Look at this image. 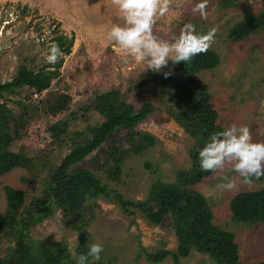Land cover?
Instances as JSON below:
<instances>
[{
	"label": "rangeland",
	"instance_id": "374dc122",
	"mask_svg": "<svg viewBox=\"0 0 264 264\" xmlns=\"http://www.w3.org/2000/svg\"><path fill=\"white\" fill-rule=\"evenodd\" d=\"M221 1L209 0L208 16L202 19L199 13L192 11L200 0H171L169 12L157 19L153 30L160 38L170 40L189 22L199 33L216 29L215 43L209 50L218 56L219 65L200 73L195 84L204 87L210 94L211 103L218 113V124L223 130L233 123L246 125L254 142H264V36H250L238 43H232L227 38L228 30L238 21L264 8V0H236L237 6L227 10L219 5ZM111 24H123L111 0H0V84L12 79L25 57L36 55V64L44 65L57 29L73 39L71 53L62 57L64 61L59 68V76L42 95L49 99L55 94L69 95L68 110L55 117L39 112L29 125L27 135L11 146L13 152L25 146L32 156L44 157L46 163H42V169H34V175L24 169H14L0 178V216L5 213L3 188L6 186L25 192L26 202L42 196L49 174L60 167L73 148L74 134L103 122L104 118L93 109L94 97L112 89L120 90L127 103L137 108L142 102H152L155 110L139 124L138 129L154 136L157 143L146 160L144 157L126 159L121 164L122 172L117 181L109 180L106 169H102L104 154L101 149L86 157L78 164L79 167L93 172L100 185L107 187L109 194L118 192L126 200L138 202L147 197L153 184L158 181L173 183L179 169L191 166L189 149L194 141L165 111L168 104L165 92L169 90L159 93L154 82L137 90L138 83H144L146 79L151 81V71L145 70V63L126 57L106 39V27ZM172 65L169 61L168 68L163 71H168ZM29 95L24 91L20 97L5 96L4 100H8L7 106L14 108L10 100ZM32 98L34 103L38 100L37 96ZM85 109H88L87 112ZM74 113L77 120L71 119ZM63 120L69 122L67 136H63L61 141H54L47 129ZM116 138L121 143H118L119 147L123 146L124 131L116 133ZM96 157L98 161H95ZM145 162L150 163L151 170L144 168ZM218 182V175L213 173L194 189L208 200L214 224L234 234L240 262H264V225L248 227L235 224L229 208L235 195L258 190L264 186V179L254 181L251 186L241 185L234 192L216 191ZM88 204L95 218L87 230L90 245L99 243L103 247L98 261L106 264H149L139 248L148 252L176 250L177 240L168 221L160 227L152 226L138 212L133 216L124 215L118 206L104 197ZM30 238L40 242L64 241L72 251L77 235L67 228L61 220V213L57 212L32 228ZM7 247L8 244L0 239V258ZM181 262L216 264L209 256L194 251ZM171 263L168 257L161 264Z\"/></svg>",
	"mask_w": 264,
	"mask_h": 264
},
{
	"label": "trees",
	"instance_id": "16d2710c",
	"mask_svg": "<svg viewBox=\"0 0 264 264\" xmlns=\"http://www.w3.org/2000/svg\"><path fill=\"white\" fill-rule=\"evenodd\" d=\"M235 2L222 0L219 5L227 10L236 7ZM257 35L264 36V8L238 21L228 30L227 38L232 43H238ZM51 42L59 44L64 56L71 53L73 39L59 29ZM35 59L36 55L23 58L12 79L0 84V178L14 169H24L32 175L34 169H42V163H46L44 157L32 156L25 146H21L17 152L10 148L27 135L35 115L41 112L55 117L67 111L71 101L69 95L62 93L50 99L42 96L59 76L64 58H60L55 65L45 63L41 66L36 64ZM218 65V56L208 50L193 57L190 62L172 65L170 69L173 74L168 78H164L163 72L151 71V81L146 79L144 83H138L137 90L146 88L151 82L161 94L165 89L169 90L165 92L168 103L165 111L194 141L189 149L191 166L179 169L173 183L158 181L153 184L147 197L138 202L126 200L118 192L109 194L107 187L100 185L93 172L78 164L101 149L104 154L102 169H106L109 180L117 181L122 172L121 164L126 159L144 157L146 160L157 141L151 134L139 130L138 126L155 110V106L152 102H142L138 108L128 104L126 96L118 89L97 94L93 109L104 118L103 122L74 134L73 148L60 167L49 174L42 196L26 202L25 192L8 186L3 188L6 208L0 216V239L8 247L0 258V264H76L66 242L32 240L31 229L60 212L62 222L70 231L76 232L73 250L77 255L86 254L91 241L87 230L95 220L88 203L99 197L118 206L126 216L138 212L152 226L160 227L168 221L176 237L177 248L175 251L156 252L139 248L149 264H161L168 257L171 264H182L181 261L187 259L192 251L209 256L216 264H242L234 234L214 224L213 210L208 200L194 189L213 174L200 169L198 153L211 134L223 130L218 124V113L211 103L210 94L195 81L200 73L213 70ZM24 91L30 95L10 100L14 108L7 106L5 96L20 97ZM33 96L38 98L35 103ZM71 119L77 120V115L72 114ZM68 128L69 122L63 120L49 126L47 131L54 141H61L63 136H67ZM119 131H124L121 147L116 138ZM94 159L98 161L99 158ZM143 166L151 170L149 162ZM263 179L261 177L255 182ZM229 208L235 224L248 227L264 225V186L238 193L231 199ZM88 264L106 263L89 257Z\"/></svg>",
	"mask_w": 264,
	"mask_h": 264
},
{
	"label": "clouds",
	"instance_id": "9594fccd",
	"mask_svg": "<svg viewBox=\"0 0 264 264\" xmlns=\"http://www.w3.org/2000/svg\"><path fill=\"white\" fill-rule=\"evenodd\" d=\"M117 8L123 24L106 27V39L114 43L126 57L145 63V70L153 73L163 72L164 78L172 75L168 68L190 62L193 57L206 53L215 43L216 29L199 33L194 24L185 23L178 35L170 40L162 39L154 33V25L159 17L165 16L171 0H111ZM209 0H200L192 11L202 19L208 16ZM64 56L57 43H50L45 62L55 65ZM202 171L213 172L219 181L215 190L219 192L238 191L241 185L251 186L254 181L264 177V142H254L251 131L246 125L231 124L222 131L210 135L198 153ZM232 173L233 175H229ZM103 247L92 243L86 254L77 255L72 250L76 264H88V258L100 260Z\"/></svg>",
	"mask_w": 264,
	"mask_h": 264
}]
</instances>
